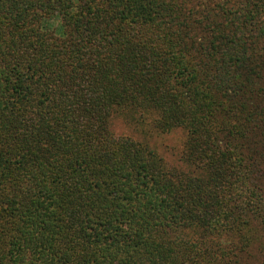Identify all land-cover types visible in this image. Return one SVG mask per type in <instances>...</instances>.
I'll return each mask as SVG.
<instances>
[{"label":"trees","instance_id":"obj_1","mask_svg":"<svg viewBox=\"0 0 264 264\" xmlns=\"http://www.w3.org/2000/svg\"><path fill=\"white\" fill-rule=\"evenodd\" d=\"M0 264H264V0H0Z\"/></svg>","mask_w":264,"mask_h":264},{"label":"rangeland","instance_id":"obj_2","mask_svg":"<svg viewBox=\"0 0 264 264\" xmlns=\"http://www.w3.org/2000/svg\"><path fill=\"white\" fill-rule=\"evenodd\" d=\"M112 128L116 133H132V128L120 118H114ZM182 137V131L174 130L168 134L153 135L149 142L152 146L156 147L158 152L170 163L177 164V161L179 162L178 155Z\"/></svg>","mask_w":264,"mask_h":264}]
</instances>
